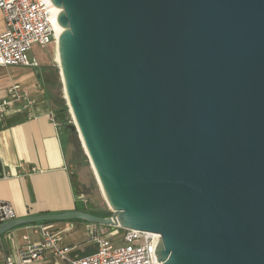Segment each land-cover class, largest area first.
<instances>
[{
  "label": "water",
  "instance_id": "1",
  "mask_svg": "<svg viewBox=\"0 0 264 264\" xmlns=\"http://www.w3.org/2000/svg\"><path fill=\"white\" fill-rule=\"evenodd\" d=\"M49 2L67 127L113 214L0 235L82 219L160 234V264H264V0Z\"/></svg>",
  "mask_w": 264,
  "mask_h": 264
},
{
  "label": "crops",
  "instance_id": "2",
  "mask_svg": "<svg viewBox=\"0 0 264 264\" xmlns=\"http://www.w3.org/2000/svg\"><path fill=\"white\" fill-rule=\"evenodd\" d=\"M40 72L23 65L0 66V101L9 98L8 89L14 83L26 87L33 99L30 104L13 103L0 117V200L10 202L17 217L73 210L78 198L62 125L45 95ZM72 223L57 226L66 229L63 241L73 247L69 257L78 246L67 242L74 236ZM85 223L90 230L89 222ZM24 235L33 242L39 239L32 224L0 235V262L6 255L17 254Z\"/></svg>",
  "mask_w": 264,
  "mask_h": 264
},
{
  "label": "built area",
  "instance_id": "3",
  "mask_svg": "<svg viewBox=\"0 0 264 264\" xmlns=\"http://www.w3.org/2000/svg\"><path fill=\"white\" fill-rule=\"evenodd\" d=\"M0 14L4 28L0 30V66L23 65L40 68L41 62L34 54V46L56 45L55 16L49 0H0ZM9 98L0 101V117L13 103L25 100L32 103L29 90L20 83L12 84ZM54 117V116H53ZM13 205L0 200V224L16 218ZM37 241L24 235L25 243L15 256L6 255L0 264H160L155 255V236L160 234L121 226H108L89 223L97 250L83 257L71 258L72 246L63 241L64 229L54 223L32 224ZM122 233L123 240L113 243L112 239Z\"/></svg>",
  "mask_w": 264,
  "mask_h": 264
},
{
  "label": "rangeland",
  "instance_id": "4",
  "mask_svg": "<svg viewBox=\"0 0 264 264\" xmlns=\"http://www.w3.org/2000/svg\"><path fill=\"white\" fill-rule=\"evenodd\" d=\"M1 14H0V23H1ZM34 54L39 58L41 62L40 70L42 73H49L48 68L52 66H56L58 68V73L60 76V69L58 67L57 61V48L54 45H49L48 47H42L39 44L34 46ZM46 78V77H45ZM62 83V81H61ZM42 86L45 90L50 93L55 92V88H53L48 83H43ZM62 97L65 100L66 105L67 100L64 97L63 92V84L60 88ZM68 119L62 124V130L64 132V138L66 140V145L68 151L69 160L72 163L73 171L76 173L75 176V192L78 196L79 201H83L86 205H94V207L98 209H108L113 214V210L110 208L107 200L105 199L94 170L91 166L90 160L85 152V149L82 144V140L80 139L79 132L77 129L72 130L67 127L68 124L74 125V118L70 112V108L68 106L67 109ZM110 215V216H111ZM73 222V221H72ZM68 222H56L54 225L59 226ZM73 230L70 232L74 234L73 237H70L67 242L70 244H77L78 246L70 254V257L77 258L85 255H89L94 253L97 249V244L94 241L93 233L90 230L85 228V222H73ZM102 229L107 230L109 227L106 225L101 226ZM67 234V233H66ZM73 239V240H72ZM76 240V241H74ZM123 240L122 233H119L115 237H113L112 242L119 244ZM64 264H68L66 261H63Z\"/></svg>",
  "mask_w": 264,
  "mask_h": 264
},
{
  "label": "trees",
  "instance_id": "5",
  "mask_svg": "<svg viewBox=\"0 0 264 264\" xmlns=\"http://www.w3.org/2000/svg\"><path fill=\"white\" fill-rule=\"evenodd\" d=\"M48 72L49 73H42L40 72V77H41V82L43 83H48L49 85H51L53 88H55V92L54 93H50L49 91L45 90V95L46 97L49 99V101L52 103L53 105V109L56 111V113H64L65 115V120L68 119V115H67V109H68V105H66L64 98L62 97V93H61V86L62 83L60 81V77H59V73H58V68L56 66H52L50 68H48ZM46 77V78H45ZM44 88V87H43ZM60 121V119H59ZM61 122V121H60ZM61 122V125L64 123ZM74 180V184H75V177L73 178ZM76 209L78 210H85L97 215H102V216H110L111 212L108 211V209H98L96 207H94V205L90 204V205H86L85 203H83V201H79L77 199V203H76ZM78 222V221H84L82 219H73V220H52V221H43L40 223H56V222ZM87 222V221H84ZM37 224V223H34Z\"/></svg>",
  "mask_w": 264,
  "mask_h": 264
},
{
  "label": "bare ground",
  "instance_id": "6",
  "mask_svg": "<svg viewBox=\"0 0 264 264\" xmlns=\"http://www.w3.org/2000/svg\"><path fill=\"white\" fill-rule=\"evenodd\" d=\"M53 13H54V16H55L56 35H57V37H58V39H59V37H60L62 31H61V29H60V27H59V25H58V21H57L58 13H57L56 10H54V9H53ZM54 47L57 48V61H58V64H59V63H60V59H59V51H58V42H57V44H56Z\"/></svg>",
  "mask_w": 264,
  "mask_h": 264
}]
</instances>
